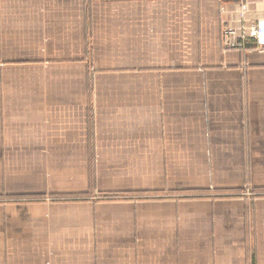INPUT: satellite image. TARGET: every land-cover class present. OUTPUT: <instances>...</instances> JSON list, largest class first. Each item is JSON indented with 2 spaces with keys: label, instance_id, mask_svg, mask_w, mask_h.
Instances as JSON below:
<instances>
[{
  "label": "crops",
  "instance_id": "0c3cea01",
  "mask_svg": "<svg viewBox=\"0 0 264 264\" xmlns=\"http://www.w3.org/2000/svg\"><path fill=\"white\" fill-rule=\"evenodd\" d=\"M262 19L0 0V264H264V56L220 44Z\"/></svg>",
  "mask_w": 264,
  "mask_h": 264
},
{
  "label": "built area",
  "instance_id": "2783aa9c",
  "mask_svg": "<svg viewBox=\"0 0 264 264\" xmlns=\"http://www.w3.org/2000/svg\"><path fill=\"white\" fill-rule=\"evenodd\" d=\"M220 41L224 49L254 52L264 56V19L243 23L237 29L225 26Z\"/></svg>",
  "mask_w": 264,
  "mask_h": 264
},
{
  "label": "rangeland",
  "instance_id": "374dc122",
  "mask_svg": "<svg viewBox=\"0 0 264 264\" xmlns=\"http://www.w3.org/2000/svg\"><path fill=\"white\" fill-rule=\"evenodd\" d=\"M98 197V196H97ZM53 199H56V200H60L61 198L60 197H52ZM48 200V199H47ZM53 201V200H52Z\"/></svg>",
  "mask_w": 264,
  "mask_h": 264
},
{
  "label": "trees",
  "instance_id": "16d2710c",
  "mask_svg": "<svg viewBox=\"0 0 264 264\" xmlns=\"http://www.w3.org/2000/svg\"><path fill=\"white\" fill-rule=\"evenodd\" d=\"M70 198H77V197H70ZM17 200V199H16Z\"/></svg>",
  "mask_w": 264,
  "mask_h": 264
}]
</instances>
